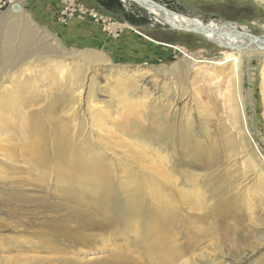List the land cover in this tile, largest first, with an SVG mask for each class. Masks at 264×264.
I'll return each mask as SVG.
<instances>
[{
	"label": "rangeland",
	"instance_id": "374dc122",
	"mask_svg": "<svg viewBox=\"0 0 264 264\" xmlns=\"http://www.w3.org/2000/svg\"><path fill=\"white\" fill-rule=\"evenodd\" d=\"M17 1L18 12L0 7V97L14 96L25 113L43 110L57 125L71 120L68 156L57 163L49 142L31 154L20 120L0 107V264H264V56L242 61L238 113L229 103L230 62L216 64L222 52L137 3L108 0L121 5L112 11L80 0L108 15L95 21L67 0L38 9ZM153 1L264 35V0ZM176 47L206 54L181 79L172 76L182 60ZM140 70V93L124 104L118 75ZM175 85L192 98L169 114L209 127L216 162L150 163L118 128L127 117L145 127L142 115H155L150 106L166 103L159 95ZM74 153L93 163H73ZM161 232L186 251L182 259L156 258Z\"/></svg>",
	"mask_w": 264,
	"mask_h": 264
},
{
	"label": "bare ground",
	"instance_id": "6f19581e",
	"mask_svg": "<svg viewBox=\"0 0 264 264\" xmlns=\"http://www.w3.org/2000/svg\"><path fill=\"white\" fill-rule=\"evenodd\" d=\"M121 1L135 2L170 28L195 33L209 43L215 45V47L222 52L220 55L221 57L216 61V64L222 60L227 63V60H229L231 66L230 71L233 73L231 78V88L229 90V103L232 104L233 111L238 112L241 109L242 81L244 74L242 61L251 59V57L253 58L254 56H264V35L254 36L250 30H248L246 25L234 21L218 18L203 20L198 17L178 13L169 9L164 4L161 5L153 0ZM15 4L18 5L17 10H14L13 8ZM13 6L11 7V11H20L19 9H21V6L19 1L14 3ZM12 12H8L3 17L4 20H2L8 21ZM9 22L12 24L15 23L10 20ZM11 29L12 28L10 27L9 30ZM26 37L29 38L28 34ZM174 51L182 54V60L173 64L174 71H172V76L176 79H181L191 70H194V66L199 65L202 57L206 55L205 53H202L203 51L198 50L196 52L187 50L183 47H176ZM92 58L93 55H88L89 60ZM128 72L118 75V77L122 76L123 78V86L120 91L124 94V99L127 100L124 104H129L132 99H137V95L140 93L139 81L141 80H139V78H142L143 76L142 70H140V73ZM158 73L163 78L167 77L164 75V70H161ZM145 80H147V78ZM148 82L149 80L147 81V84ZM160 97H163V101H166V103L161 101L162 103L160 106L156 103H154L155 105L152 103V106L150 107L156 112V114L153 116L147 114L142 115L144 119L143 121L147 124L145 127L137 117H127L122 123H116L117 126H119L118 128H121L125 135L133 140L135 147L152 155L150 156V159H148L150 163H154L151 158L156 157H160V159L162 158V160L158 161H165L166 163H200L203 162L205 158L210 160L209 162L206 161L208 163L216 162L217 153L215 150L217 145H214L213 143L217 137L215 135H210L212 134L209 132L211 130H207L209 127H206L205 125L206 128L203 126H197L188 116L183 117V114L180 115L183 117L182 119H176V117H174L175 114H169V110H177L181 103L185 105V103L190 100V92H186L179 86L175 85L171 86L167 93L161 91L159 98ZM129 99L130 101H128ZM52 105L56 108L57 99H54ZM0 107L5 111H9L10 115L15 116L20 120L21 137L24 138L25 142H27L30 147L31 154L35 153L37 147L44 145L42 142H49L52 145L57 163H62V161L67 158L68 149L65 145L66 139L63 134L67 133L71 119L61 120L60 125H57L56 122H48L46 118L43 117V110L39 109V112H37V110H32L29 113H25L21 107L17 106L14 96L9 99L5 96L0 97ZM160 107L163 108L164 111H162ZM174 113H177V111ZM99 115L100 118L97 116L93 122H97L99 119H104L102 114ZM5 116L6 115L0 113L1 126L3 125V121L6 120ZM52 117L54 116H50L49 119L51 120ZM76 148L77 147L74 149ZM75 154L76 153L73 155V163H93L87 158H84V154L83 156L78 155L79 159L75 160ZM215 165L216 163L213 166ZM161 214L162 212L158 216L161 217ZM163 214L166 216L168 215L165 213ZM164 215H162L161 218L164 219ZM166 218L167 217H165V219ZM162 233L163 232H161L160 236H157V243L154 248V255H156V258H163V260L168 263L182 259L183 256H185L186 251L179 248L174 243V240L170 239V236L165 237L164 233ZM184 260L186 264L187 261L186 259Z\"/></svg>",
	"mask_w": 264,
	"mask_h": 264
},
{
	"label": "built area",
	"instance_id": "2783aa9c",
	"mask_svg": "<svg viewBox=\"0 0 264 264\" xmlns=\"http://www.w3.org/2000/svg\"><path fill=\"white\" fill-rule=\"evenodd\" d=\"M15 1L16 0H0V7L5 6L11 8L13 4L16 3ZM67 1L70 2V4L73 3L74 6L78 9V11L87 12L90 15V17L93 18L95 21L108 18V15L106 13L98 11L97 9L92 7L91 8L85 7L80 0H67Z\"/></svg>",
	"mask_w": 264,
	"mask_h": 264
},
{
	"label": "crops",
	"instance_id": "0c3cea01",
	"mask_svg": "<svg viewBox=\"0 0 264 264\" xmlns=\"http://www.w3.org/2000/svg\"><path fill=\"white\" fill-rule=\"evenodd\" d=\"M57 1L58 0H30L31 2L30 3L29 0H24V2H29L32 5V7H34L35 9L43 8L44 6L49 7L52 4H57L58 3Z\"/></svg>",
	"mask_w": 264,
	"mask_h": 264
},
{
	"label": "trees",
	"instance_id": "16d2710c",
	"mask_svg": "<svg viewBox=\"0 0 264 264\" xmlns=\"http://www.w3.org/2000/svg\"><path fill=\"white\" fill-rule=\"evenodd\" d=\"M99 1L103 6H106V8L115 11L116 9L120 10V6L119 4H117V6L115 8H112V4L108 1V0H97ZM115 9V10H114Z\"/></svg>",
	"mask_w": 264,
	"mask_h": 264
},
{
	"label": "water",
	"instance_id": "95a60500",
	"mask_svg": "<svg viewBox=\"0 0 264 264\" xmlns=\"http://www.w3.org/2000/svg\"><path fill=\"white\" fill-rule=\"evenodd\" d=\"M13 8H14V10H17V9H18V5L15 4V5L13 6ZM261 158L263 159L262 156H261ZM262 161H263V160H262Z\"/></svg>",
	"mask_w": 264,
	"mask_h": 264
}]
</instances>
